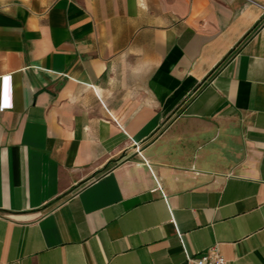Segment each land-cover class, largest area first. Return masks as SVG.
I'll return each instance as SVG.
<instances>
[{"label":"crops","instance_id":"0c3cea01","mask_svg":"<svg viewBox=\"0 0 264 264\" xmlns=\"http://www.w3.org/2000/svg\"><path fill=\"white\" fill-rule=\"evenodd\" d=\"M264 264V0H0V264Z\"/></svg>","mask_w":264,"mask_h":264},{"label":"built area","instance_id":"2783aa9c","mask_svg":"<svg viewBox=\"0 0 264 264\" xmlns=\"http://www.w3.org/2000/svg\"><path fill=\"white\" fill-rule=\"evenodd\" d=\"M184 264H231V262L212 247L196 256L187 258Z\"/></svg>","mask_w":264,"mask_h":264}]
</instances>
